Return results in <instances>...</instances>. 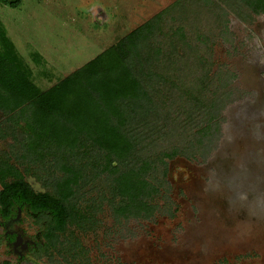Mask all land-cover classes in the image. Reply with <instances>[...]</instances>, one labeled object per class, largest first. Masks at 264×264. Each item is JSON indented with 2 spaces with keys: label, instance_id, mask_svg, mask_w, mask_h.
I'll list each match as a JSON object with an SVG mask.
<instances>
[{
  "label": "rangeland",
  "instance_id": "374dc122",
  "mask_svg": "<svg viewBox=\"0 0 264 264\" xmlns=\"http://www.w3.org/2000/svg\"><path fill=\"white\" fill-rule=\"evenodd\" d=\"M242 11L201 0H23L18 8L0 2L8 37L42 90L161 15L139 50L163 53L156 68L164 77L156 97L162 106L147 133V155L177 152L153 172L154 215L118 217L108 185L91 171L76 196L89 221L61 239H78L75 257L22 264H264V15ZM192 94L208 111L195 108ZM11 125L0 114V155L36 191L52 192L55 176L22 158L23 139H13ZM23 217L35 236L39 226ZM10 251L0 241V264L17 262Z\"/></svg>",
  "mask_w": 264,
  "mask_h": 264
},
{
  "label": "trees",
  "instance_id": "16d2710c",
  "mask_svg": "<svg viewBox=\"0 0 264 264\" xmlns=\"http://www.w3.org/2000/svg\"><path fill=\"white\" fill-rule=\"evenodd\" d=\"M0 2L18 8L23 0ZM201 2L211 9L219 8L221 3L239 4L245 12L264 15V0ZM158 20L162 21L161 15L42 90L33 81L30 66L18 53L0 19V114L11 122L13 139L22 137V158L48 166L55 176L52 192L36 191L18 165L0 155V204L6 217L16 206H28L37 214L45 242L39 247L46 253L75 257L77 251L72 245L79 244L78 239H61L69 236L71 227L83 229L89 221L76 196L82 179L91 171L96 172V177L102 176L108 185L118 217H151L157 210L155 198L159 190L153 172L165 157L177 154L173 150L153 157L147 155L148 141L153 138L147 133L156 129L162 106L156 97L157 85L164 77L156 68L163 53L139 50ZM181 31L177 29L178 37L184 41ZM192 96L196 109L198 104L208 111L206 103L200 104ZM209 129L210 126L203 129L204 136ZM7 135L5 132L2 138ZM144 142L148 143L145 147Z\"/></svg>",
  "mask_w": 264,
  "mask_h": 264
},
{
  "label": "flooded vegetation",
  "instance_id": "af4514ba",
  "mask_svg": "<svg viewBox=\"0 0 264 264\" xmlns=\"http://www.w3.org/2000/svg\"><path fill=\"white\" fill-rule=\"evenodd\" d=\"M0 187L1 191V183ZM11 209V215L6 217L2 212V206L0 204V231H2L0 241L4 247L11 250L10 252L16 256L17 262L13 263L5 260L2 264H22V261L27 258L34 260L35 258H52L58 255L53 251L46 253L44 250H40L39 245L44 246L45 243L43 238L44 229L37 214H34L28 206H16ZM24 215L31 217L34 224L39 226L40 231L35 236H28L27 231L23 228Z\"/></svg>",
  "mask_w": 264,
  "mask_h": 264
}]
</instances>
